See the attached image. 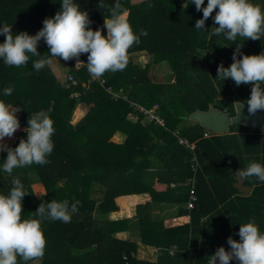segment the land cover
I'll list each match as a JSON object with an SVG mask.
<instances>
[{"label": "trees", "instance_id": "1", "mask_svg": "<svg viewBox=\"0 0 264 264\" xmlns=\"http://www.w3.org/2000/svg\"><path fill=\"white\" fill-rule=\"evenodd\" d=\"M61 2L0 0V26H11L14 35L20 32L35 35L46 18L54 17L61 10ZM74 3L88 13L92 21L88 27L94 31L102 30L106 36L104 19L109 17V10L116 0H74ZM101 3L104 7L99 6ZM119 3L134 33L139 35L144 30L147 35L141 36L140 43L128 50L126 68L105 73L103 84L91 80L86 66L88 54L79 57L83 63L76 64L75 58L64 61L50 55L43 39L37 46L40 56L29 54L30 59L24 66H6L0 59V100L20 108L16 114L20 129L15 133L14 143L8 146L15 148L21 139L27 138L24 129L32 113L46 111L55 129L52 136L54 149L45 165L17 168L9 176L2 169L7 152L0 151V194L9 193L13 179L21 181L29 192L22 201V219H39L35 212L42 202L68 200L71 204L74 200L80 201L71 222H41L47 243L38 264H207L219 247L230 250L228 237L239 241L240 224L253 222L264 233V182L254 177L252 191L248 195H238L231 165H242L243 159L240 153L228 157L220 151L218 147L226 143V138L219 135L203 137L206 129L194 121L179 130L175 128L195 110L207 111L213 107L229 112L226 110L228 105L234 112L235 101L247 103L249 89L244 84L237 86L231 78L229 83L217 77L215 56L211 52L219 48L232 63L233 54L213 35L214 27H218L213 20L215 13L205 21L204 29L197 30L195 23L203 18V13L196 10L191 0H186L185 6H180L179 0H143L137 4L119 0ZM209 26L212 27L209 29ZM209 34L213 37L207 39ZM5 38L0 34V43ZM249 43L260 45L264 53L263 36L249 40ZM198 47L208 49L209 69L205 67L206 61L194 54ZM139 51L150 54L153 63L167 61L175 76L174 82H154L149 75V64L140 68L133 62L130 54ZM41 58L65 62L77 85L66 87L49 64L39 72L35 71L32 62ZM6 87L13 89L10 96L4 95ZM105 87L121 89L120 97L113 99ZM73 92L78 96H72ZM218 95L227 98V105L219 101ZM190 98L197 101L194 108L187 106ZM81 103L88 106L87 112L73 124V111ZM155 104L165 119L164 127L148 122L135 107L150 108ZM130 115H135L136 120H131ZM229 128L233 130L232 126ZM117 130L126 134L121 144L110 140ZM175 130L195 142L194 152L199 160L195 174L197 200L189 210L184 204L188 198L185 183L192 175L191 153L177 142ZM241 139H245L241 141L244 151L264 165V132L243 135ZM214 142L215 150L212 149ZM149 165H162L156 172V183L152 185L142 177ZM30 173L43 186L44 192L39 197L32 191L28 180ZM97 182L104 188L102 199L92 195L91 187ZM177 191L182 195L175 197ZM128 193L150 196L145 203H136L135 224L139 242L161 251L156 262L136 258L137 242L114 235L129 227L128 219L121 216L114 200L116 196ZM168 198L179 206L176 215L169 219L153 216L151 203ZM96 214L105 218L99 220ZM171 245L177 248L172 256L165 250ZM18 261L24 264L19 258Z\"/></svg>", "mask_w": 264, "mask_h": 264}, {"label": "clouds", "instance_id": "2", "mask_svg": "<svg viewBox=\"0 0 264 264\" xmlns=\"http://www.w3.org/2000/svg\"><path fill=\"white\" fill-rule=\"evenodd\" d=\"M191 0L196 10L202 11L203 18L195 23L197 30L205 27V21L212 16L213 35L224 37L235 42L237 36L251 40L260 39L264 34V9L251 0ZM186 3L184 4V6ZM104 7L103 3L99 5ZM188 7V6H187ZM109 17L104 19L107 35L102 30H92L88 27L92 21L88 13L82 11L74 0H62L61 10L54 17L46 18L43 27L35 35L27 32L13 34L11 26H0V34L6 38L0 43V59L6 66L21 67L27 64L31 56H40L37 51L38 42L43 39L52 57L64 61L76 59L77 63L82 54L87 55V70L95 79H101L105 73L123 71L128 64V50L140 43V37L147 32L141 30L139 35L134 33L125 18L119 0L109 10ZM213 29V28H212ZM236 46L233 53V63L225 68L218 66L217 77L223 80L231 78L237 86L252 85L250 97L247 99L248 112L254 115L258 110H264V53L259 55L240 54ZM51 61L48 58L34 60L33 68L39 72ZM11 87L4 89V95L10 96ZM20 108L6 104L0 100V151H6L2 169L9 176L17 168L45 165L47 157L54 149L52 136L55 132L53 121L44 110L32 113L28 119V126L24 129L26 139H21L15 148L4 143L5 138H13L20 129L17 113ZM235 175L241 180L255 177L264 182V165L251 162L246 168L239 169ZM24 185L19 179L12 180V187L7 195L0 194V264H19L18 258L28 264L29 261L42 259L46 248V238L41 227L43 220L71 222L72 214L77 213L80 201L68 200L44 203L42 202L36 216L39 219H22L23 198L27 195ZM239 241L228 237L230 250L219 247L210 256L207 264H230L236 260L238 264H264V233L253 222L240 224Z\"/></svg>", "mask_w": 264, "mask_h": 264}, {"label": "crops", "instance_id": "3", "mask_svg": "<svg viewBox=\"0 0 264 264\" xmlns=\"http://www.w3.org/2000/svg\"><path fill=\"white\" fill-rule=\"evenodd\" d=\"M130 1L133 4H137V3L142 2L143 0H130ZM251 2L253 4L260 5L261 8L264 9V0H251ZM185 3H186V0H179L180 6H184ZM206 5H207V0H205V2H204V6H206ZM216 11H218V9L214 10L213 13H215ZM211 27L212 26H209V29ZM261 36H263V38H264V34H262ZM211 37H213V35L209 34L207 36V39H209ZM215 39L217 41L223 42L224 46L226 48H228V50L232 54L236 51V46H242L240 48V54L237 55V57H239V58H242L243 55H259V54L263 53V49L261 48L260 45H258V44L251 45L249 43V40L253 41L251 39L245 40V38L237 36L236 41L232 42V41H228L224 37V35L215 36ZM142 52L145 54V56L150 58V60L147 61L145 64H149V66H150L149 67V75L151 78H152V73H151L150 69L151 70H157V71H159V70L164 71V69L167 68V70H169L170 74L173 75L174 79H173V81L170 80L168 82L163 80V82L164 83H173L174 82L175 76H174L173 71H172V69H171V67L167 61H163V62H159V63H153L151 60L152 56L145 51L134 52V53H131L130 55L133 58L134 54H138V53H142ZM207 52H208V49L206 47L205 48L204 47H198V48H196L194 54L196 55V57L198 59L201 58V59H204L206 61ZM223 53L224 52H221V50L219 48L218 49L215 48V51L211 52V54H213L215 56V68L216 69H218V66H220L221 64H223V66L225 68L229 67L232 64V62L229 61L225 57V54L223 55ZM55 61L60 64V67H63V68L68 67L65 62L57 61V60H55ZM205 63H206L205 67L207 69H209L210 67L207 64V61ZM135 64H137L138 67H140V68H142L145 65V64H143L141 66V65H139V63H135ZM52 72L54 73V75H56L53 70H52ZM67 73H69V70L67 71ZM163 74H165V73H163ZM153 76L155 78H158L155 75H153ZM167 78H171V77L169 75H167ZM226 80H228L229 83H231L230 78H228ZM157 82H160V80H157ZM246 87L249 89V91H247L246 93H251L252 85L249 84ZM262 87H264V85H262ZM235 103H236V101L233 104H235ZM244 105H246V104H244ZM87 108H88V106L85 104H82V103L78 104L73 111L71 123H73V124L78 123L82 119V117L86 114ZM224 112H228V111H224ZM130 119L135 121L136 116L130 115ZM191 121L192 120L189 119V115H187L182 119L181 122H179L177 124L175 129L179 130L183 127H186V126L190 125ZM242 125L243 124H240V123H232V124L228 125V129L226 131L221 132V133L215 132L212 135L224 136L226 138V143L219 145L220 147H218V148H220L221 152H225L228 157H233L238 153L241 154L242 159H243V164L242 165H236L233 163V165H231V169L233 171V176H234V184L233 185L235 188V193H237L238 195H248L252 191L253 186L255 185L254 177L241 181L235 175V172L238 171L241 166L246 168L249 163H251V162H257L258 163V161L255 157H252V155H250L249 153L244 151L243 147L241 146V141H243V140L245 141V139L242 140L241 136H243V135L244 136H250V135H256V134L261 135L264 132V130H261L260 132H255V131L250 130V129H245L244 126H242ZM230 126L233 127V130H230V128H229ZM212 135H210L209 137H213ZM209 137H205V138H209ZM13 139H15V136L11 139L5 138L6 142H4V143H6L7 145H11V143H14ZM125 139H126V134L120 130L115 131L110 138L111 141H113L114 143H119V144L123 143L125 141ZM212 149L215 150V142L213 143ZM161 166L162 165H149V167L146 170H144L145 172H143L142 177L148 185H152V184L156 183V180H157L156 172H158L160 170ZM177 192L174 193L175 197H178L181 194L179 191H177ZM103 194H104V192H103ZM149 197L150 196L147 193H142V194L128 193V194H120L114 198L116 205L119 207V209H121V210H119V213L122 214L121 216H125L128 219V224H129V227L127 230L116 232L114 235L120 239H126V240L128 239V240H132V241L134 240L137 242L136 258L146 260V261L156 262L161 251L154 246L145 245V244H142L139 242V231L137 230V227L135 224L137 221V217L135 215L136 203H142L143 204L146 201H148ZM178 209H179L178 204L176 202H171L170 199L166 200V201H158V202H152L151 203L152 215L158 216L160 218L161 217H163L165 219L172 218L174 215H176ZM114 212H112V213H114ZM165 250L167 251V248H165ZM234 261H235V264H238V261H236V260H234Z\"/></svg>", "mask_w": 264, "mask_h": 264}, {"label": "built area", "instance_id": "4", "mask_svg": "<svg viewBox=\"0 0 264 264\" xmlns=\"http://www.w3.org/2000/svg\"><path fill=\"white\" fill-rule=\"evenodd\" d=\"M91 80L93 81H98L100 84L104 83V79H95L91 76ZM64 84L66 87H70V86H75L77 85V80L71 75L68 74L65 78H64ZM105 90L110 93L111 97L113 99H116L118 97H120V92L121 89L116 91L111 87H105ZM72 96H78L77 92H73ZM125 98V96H123ZM138 111L143 114L146 118V120L148 122H151L155 125H159V126H165V119L159 114L158 112V105L155 104L150 108H145L143 106H139L136 105L135 106ZM206 129V128H205ZM176 136L177 142L181 145H183L186 149L190 150L191 156L189 158L190 161V170L192 171V175L186 180V185L188 186V198L186 203L184 204V207L189 210L191 208H193L195 201L197 200L196 194H195V174L199 165V161L197 158L196 153L194 152L195 149V142L194 141H189L187 138L180 136L179 132L177 130H175L173 132ZM213 131L206 129L203 132V137H209L210 135H212ZM177 251V248L175 245H171L167 248V252L170 255H174V253Z\"/></svg>", "mask_w": 264, "mask_h": 264}, {"label": "water", "instance_id": "5", "mask_svg": "<svg viewBox=\"0 0 264 264\" xmlns=\"http://www.w3.org/2000/svg\"><path fill=\"white\" fill-rule=\"evenodd\" d=\"M189 119L199 123L214 132H224L228 125L240 123L249 127L264 130V110H258L254 115L248 112L247 105L240 102L234 104V114L210 107L207 111L195 110L189 114Z\"/></svg>", "mask_w": 264, "mask_h": 264}, {"label": "rangeland", "instance_id": "6", "mask_svg": "<svg viewBox=\"0 0 264 264\" xmlns=\"http://www.w3.org/2000/svg\"><path fill=\"white\" fill-rule=\"evenodd\" d=\"M149 60H150V58L145 56V54L143 52L133 55V62L139 63V65H141V66ZM50 61L51 62L49 63V67L51 68V70H53L55 72V74H56L55 76L59 80H61V82H63L64 78L69 74V73H67V71L69 70V67H67V68L60 67V64L57 63L54 58L50 59ZM150 71L152 73V79L154 80V82H157V80H160V83H164L163 80L168 82L170 80L173 81V79H174L173 75L170 74V72H169V70H167V68L164 69V71L163 70L157 71V70H151V69H150ZM163 73H165V74H163ZM153 75H155L158 78H155ZM167 75H169L171 78H167ZM214 83H215V81H214ZM217 97H218L219 101H221L222 103L225 104L227 102V98L224 95L223 96L218 95ZM190 99H188L190 101L187 102V106L194 108L196 106L197 101L193 100L192 98H190ZM166 101H168V100H166ZM225 105H227V104H225ZM226 108H227L226 110H229L230 114H234L233 109L229 108L228 105L226 106ZM188 109H191V108H188ZM188 109H187V112H188ZM14 136L16 139V134H14ZM15 139H13V141H15ZM4 142H6V141H4ZM28 180L32 186L33 193H35V195L39 197L44 192L43 186L37 180L36 176L32 173L29 174ZM92 190H93V194H92L93 196L97 197L98 199H102L104 188L102 187V185L99 182L94 183L92 185L91 191ZM95 217L99 220H103L105 218L101 214H96ZM39 262H40V260L33 261L31 264H38Z\"/></svg>", "mask_w": 264, "mask_h": 264}]
</instances>
